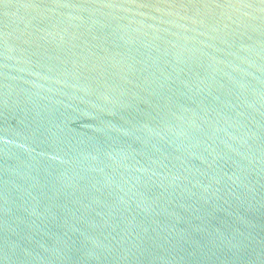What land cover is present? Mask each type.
I'll return each instance as SVG.
<instances>
[{"label":"water","instance_id":"1","mask_svg":"<svg viewBox=\"0 0 264 264\" xmlns=\"http://www.w3.org/2000/svg\"><path fill=\"white\" fill-rule=\"evenodd\" d=\"M0 264H264V0H0Z\"/></svg>","mask_w":264,"mask_h":264}]
</instances>
